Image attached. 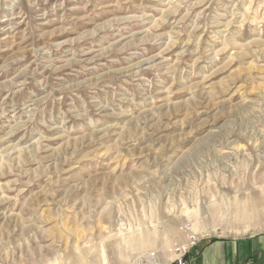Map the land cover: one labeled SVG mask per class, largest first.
Returning a JSON list of instances; mask_svg holds the SVG:
<instances>
[{
    "label": "rangeland",
    "instance_id": "1",
    "mask_svg": "<svg viewBox=\"0 0 264 264\" xmlns=\"http://www.w3.org/2000/svg\"><path fill=\"white\" fill-rule=\"evenodd\" d=\"M257 202L264 0H0V264L187 259Z\"/></svg>",
    "mask_w": 264,
    "mask_h": 264
},
{
    "label": "crops",
    "instance_id": "2",
    "mask_svg": "<svg viewBox=\"0 0 264 264\" xmlns=\"http://www.w3.org/2000/svg\"><path fill=\"white\" fill-rule=\"evenodd\" d=\"M242 207L240 219L249 224L247 234L206 240L189 254L187 264H264V202Z\"/></svg>",
    "mask_w": 264,
    "mask_h": 264
},
{
    "label": "built area",
    "instance_id": "3",
    "mask_svg": "<svg viewBox=\"0 0 264 264\" xmlns=\"http://www.w3.org/2000/svg\"><path fill=\"white\" fill-rule=\"evenodd\" d=\"M197 243L198 242L195 236H190L189 243L176 247L175 256L172 260L161 258L156 252H154L148 255L145 260H142V262L138 264H187V253L192 247H195Z\"/></svg>",
    "mask_w": 264,
    "mask_h": 264
},
{
    "label": "trees",
    "instance_id": "4",
    "mask_svg": "<svg viewBox=\"0 0 264 264\" xmlns=\"http://www.w3.org/2000/svg\"><path fill=\"white\" fill-rule=\"evenodd\" d=\"M215 239H216V238H215ZM215 239H213V241H214Z\"/></svg>",
    "mask_w": 264,
    "mask_h": 264
}]
</instances>
